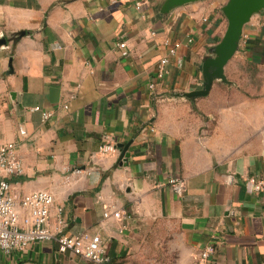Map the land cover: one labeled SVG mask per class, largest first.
Here are the masks:
<instances>
[{"label":"crops","instance_id":"0c3cea01","mask_svg":"<svg viewBox=\"0 0 264 264\" xmlns=\"http://www.w3.org/2000/svg\"><path fill=\"white\" fill-rule=\"evenodd\" d=\"M164 1L0 0V146L14 144L22 169L12 192L49 193L52 226L59 215L64 234L99 235L106 264H264V193L246 182L264 178V9L226 82L187 97L224 34L227 0L161 15ZM104 143L116 152L98 153ZM0 264L87 263L44 241L0 252Z\"/></svg>","mask_w":264,"mask_h":264},{"label":"built area","instance_id":"2783aa9c","mask_svg":"<svg viewBox=\"0 0 264 264\" xmlns=\"http://www.w3.org/2000/svg\"><path fill=\"white\" fill-rule=\"evenodd\" d=\"M174 52L171 50L170 54ZM168 58H162L156 66L155 78L160 81L167 74ZM154 85L149 84L153 89ZM34 111L38 110L33 108ZM42 121L51 118V113L43 112ZM19 134L25 132L19 129ZM98 153L108 155L116 152L114 145L101 144ZM21 164L15 156L14 144L0 146V252L10 254L13 251L24 253L32 244L44 241H54L60 254L69 253L87 264H106L103 241L97 234L83 232L77 236L63 233L64 222L59 215L55 217V227L51 224V209L53 197L44 191L24 194L20 197L12 192L10 180L21 174ZM255 193H264V178L251 177L246 180ZM168 185L174 193L182 196L185 193V182L173 177ZM60 209L58 210V212ZM105 219L120 220V212L104 213ZM213 253L212 247H207L199 255V263L205 261Z\"/></svg>","mask_w":264,"mask_h":264},{"label":"water","instance_id":"95a60500","mask_svg":"<svg viewBox=\"0 0 264 264\" xmlns=\"http://www.w3.org/2000/svg\"><path fill=\"white\" fill-rule=\"evenodd\" d=\"M203 0H165L160 8L161 15H167L176 8L200 2ZM264 0H227L220 8L226 21V28L221 40L213 48L211 56L202 63L201 89L187 95V97L206 96L214 81L226 82L224 68L237 53L244 26L250 19L263 11ZM4 40L0 45H4ZM122 158H128L126 150Z\"/></svg>","mask_w":264,"mask_h":264}]
</instances>
